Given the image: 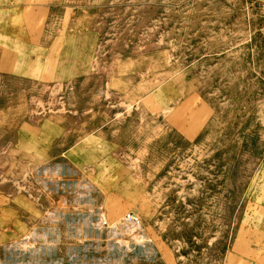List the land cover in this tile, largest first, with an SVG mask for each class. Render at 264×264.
Masks as SVG:
<instances>
[{"label":"rangeland","instance_id":"374dc122","mask_svg":"<svg viewBox=\"0 0 264 264\" xmlns=\"http://www.w3.org/2000/svg\"><path fill=\"white\" fill-rule=\"evenodd\" d=\"M0 264H264V0H0Z\"/></svg>","mask_w":264,"mask_h":264}]
</instances>
